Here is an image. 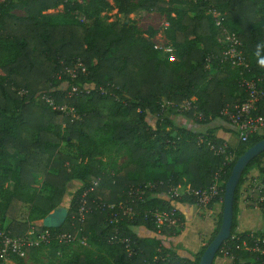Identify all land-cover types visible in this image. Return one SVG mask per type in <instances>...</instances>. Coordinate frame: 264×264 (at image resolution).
<instances>
[{
    "label": "trees",
    "instance_id": "obj_1",
    "mask_svg": "<svg viewBox=\"0 0 264 264\" xmlns=\"http://www.w3.org/2000/svg\"><path fill=\"white\" fill-rule=\"evenodd\" d=\"M112 1L89 0L85 5L79 0L0 3L2 226L13 236H23L32 223L44 220L61 204L67 184L77 179L82 185L64 220L58 225L36 227L53 236L74 234L81 228L80 237L86 238L90 247L83 246L64 264H199L220 227L222 213L202 250L195 257H187L163 244L159 235L174 229L158 228L154 212L175 209L177 202L193 203L185 196L170 197L169 189L180 184L207 187L216 172L222 175L223 203L236 160L264 139V133H255L232 146L215 128L200 132L190 126L192 121L208 123L215 118L228 122L220 111L247 99L248 92L240 85L243 77L255 79L264 91V0ZM173 2L190 3L194 14L187 9L176 10L178 15L173 17L169 6ZM59 5L62 12L45 13ZM113 8L123 16L165 12L172 31L168 42L174 47L176 60L155 49L151 39L154 32L145 36L134 24L119 19L105 23L101 12ZM14 9H24L26 15H16ZM211 9L220 12L224 26L241 40L248 67H232L221 61L220 30L207 13ZM75 12H82L87 20H77ZM78 62L86 66V72L68 74L67 69ZM87 85L93 87L90 93H70L72 87L84 90ZM42 95L58 106L74 108L77 117L52 108ZM192 97L196 107L179 112L176 106ZM195 112L204 118L198 119ZM258 112L264 115V96ZM200 138L204 140L198 143ZM64 143L76 146L79 153L72 156L64 151ZM209 143L216 147L227 143L228 147L218 155ZM109 150L127 157L112 171L105 170L98 158ZM229 154L233 159L228 164L225 157ZM253 168L264 171V152L249 163L240 179L231 236L216 254L224 255L221 249L226 247L233 257L231 264H264V255L246 248L252 247L257 237L264 239V227L242 232L237 229L241 187ZM36 175L43 179L40 185H36ZM94 181L99 185L91 189ZM150 182L156 187L148 188L143 199L131 194ZM86 192L88 210L79 221V203ZM25 204L29 210L21 219ZM123 206L131 207L133 214H125ZM114 213H118L116 221ZM115 235L128 239L129 246L113 238ZM69 244L53 239L49 246L29 252L48 247L56 255Z\"/></svg>",
    "mask_w": 264,
    "mask_h": 264
},
{
    "label": "built area",
    "instance_id": "obj_2",
    "mask_svg": "<svg viewBox=\"0 0 264 264\" xmlns=\"http://www.w3.org/2000/svg\"><path fill=\"white\" fill-rule=\"evenodd\" d=\"M208 14H211L215 21V26L220 30L217 40L222 47L221 51V61L229 63L232 67L243 66L248 67L246 61V56L244 55L242 49V42L237 36L236 33L229 30L224 26L220 12L211 9L208 10ZM155 49L160 50L163 54L168 55L169 60H176V55L174 47L169 44H158L155 43ZM86 66L82 62H78L76 67L68 68V74L76 76L78 71L86 72ZM240 85L245 88L248 92V97L246 100L241 102H236L233 105H226L220 111V114L227 119L229 125L232 126L237 137L240 141H247L249 136L255 133H264V115L258 112V103L264 96V91L257 85L255 79L242 78ZM92 85H87L84 87V90L75 86L72 87L70 91L73 93H90ZM102 93L104 89L101 88ZM44 99L52 108L60 109L67 114H70L72 117H77V114L72 107L66 105L58 106L54 101L47 95H42ZM196 98L192 97L191 99L184 100L176 106L179 112H187L192 108H195ZM168 103V102H167ZM195 115L198 119H203L204 116L201 112H195ZM204 139L200 138L198 143H201ZM210 147L214 150L216 154H224L226 148L228 147L227 143H223L221 146H214L210 144ZM233 159V155H227L225 157L226 163L229 164ZM222 175L220 172H216L213 178V182L204 188H193L189 184H180L178 186L172 187L169 189L170 197L180 198L182 196L188 197L200 210L202 213H207L210 211V204L216 198H221V185L223 183ZM247 185H248V195L247 199L252 201L253 207L261 210L264 213V171H257L255 173L250 172L247 175ZM99 185L98 181H94L91 189ZM155 183H148L145 187H137L132 190L131 194L138 196L140 199L144 197L147 189L155 188ZM87 192L84 193L80 199L77 219L82 221L84 219L85 212L88 210L86 206V197ZM112 207V206H110ZM125 214H133L132 208L123 206L121 207ZM154 217L156 219L157 227L162 228L163 226L173 228L177 222L178 218L176 217L175 209L159 210L154 212ZM112 218H115V221L118 219V213H114ZM42 224L37 222L32 223L31 227L23 236H13L10 232L2 226L1 217H0V264H16L17 259L25 258L30 249L39 248L41 246H49L53 239H56L60 243H72L76 240H79L83 244H87V241L84 237H80L81 228H78L74 234L68 232L58 233L53 236L48 230H37V225ZM254 237V234H252ZM113 238H119L115 235ZM120 241L125 242L129 246L128 239L119 238ZM254 252H259L261 255H264V239L257 237L255 243L252 247H246ZM221 252L224 254L222 256L233 260L232 256H229L228 250L226 247L221 249ZM16 260V261H15Z\"/></svg>",
    "mask_w": 264,
    "mask_h": 264
},
{
    "label": "rangeland",
    "instance_id": "obj_3",
    "mask_svg": "<svg viewBox=\"0 0 264 264\" xmlns=\"http://www.w3.org/2000/svg\"><path fill=\"white\" fill-rule=\"evenodd\" d=\"M3 1L4 0H0V3ZM79 1L84 5L89 2V0H79ZM109 1L113 4L112 0H109ZM134 1H137V0H134ZM169 6L172 10L171 15L173 17H176L178 15V12L176 10H186L187 9L190 14H194V12L192 11L193 6L190 3L180 4V3L173 2ZM62 11H63V6L59 5L56 8L49 9V10L45 11V13H58V12H62ZM12 12L14 14L20 15V16L26 15V12L24 9H14ZM73 15L76 16V19L79 21L85 22L87 20L82 12H75V13H73ZM100 16L103 18L105 23H109V22H112L114 20L119 19L121 22H123L127 25L134 24L135 26H137L138 30H140L143 33V35H145V36L150 35V32H154V34L151 35V39L155 43L166 44L170 40L169 35L172 31L169 28L170 27V21H169L167 15L165 14V12L141 11L137 14L132 13V14H129L128 16H123L122 13L118 12V10L116 8H113L110 10L106 9V10L102 11ZM1 122L2 121L0 119V125H1ZM189 122L190 121H188V123ZM227 123L221 118H215L213 120H210L208 123L192 121L191 124L190 123L189 124L194 130H197L200 132L201 131L206 132V130H208L210 128H215L216 133L220 134V135L224 134V135H222L223 136L222 138L226 139L225 137H226V135H228V133H229L228 129L230 128L229 123L228 124ZM230 132H231V136H230L231 140L238 139L237 134L234 133L235 131L234 132L230 131ZM234 142L235 143H230V144H232V146L233 145L235 146V144H237L236 143L237 141H234ZM63 150L66 152H69V154H71L72 156H76L79 153L76 146L67 147L65 143L63 146ZM98 158L102 162L104 169L108 170V171H112V170L116 169L117 166L123 164L127 160V157L123 152H120L119 154L115 155L113 150L105 151L103 154L99 155ZM72 165H73V163L69 164L70 167H72ZM149 170H151V169H148V171ZM254 170H255V168L251 169L250 172H252ZM151 172L159 174L160 170L152 169ZM41 182H42V177L37 176L36 177V185H40ZM69 183L70 184H67V187H66V190L69 188L68 189L69 194L67 196H65V194H64L63 200H62L61 204L59 205L60 206L59 208H61L60 210H63V212H66V215H67V212L69 210L70 202L73 200V196L75 195V192L82 185V182L80 180H77V179H73ZM28 210H29V204H25V206L23 207V210L20 213L21 219L26 218ZM51 215H54L53 210L44 219L49 218L51 220L52 219ZM262 215L264 216V213ZM38 222L42 223L43 220H40ZM254 230H256V229H254ZM85 240L87 241L86 238H85ZM83 246H89L90 247L88 242H87V244H83L79 240H76L75 242L70 243L67 247L62 248L61 252H57L56 255H53L51 253L50 248L43 247V248L37 249L33 252H29L25 258L18 259L16 264H64L68 259L72 258L76 252L82 250ZM92 249L95 250V247H92Z\"/></svg>",
    "mask_w": 264,
    "mask_h": 264
},
{
    "label": "crops",
    "instance_id": "obj_4",
    "mask_svg": "<svg viewBox=\"0 0 264 264\" xmlns=\"http://www.w3.org/2000/svg\"><path fill=\"white\" fill-rule=\"evenodd\" d=\"M229 130H232L234 132V129L231 125L228 129V132ZM230 136L231 132H229L225 137L226 141L229 144L235 143L234 141L238 142V139L231 140ZM257 171L259 170L255 168L252 173H255ZM37 176L41 177L40 175H36V177ZM247 184L248 183L246 180L242 184L241 195L238 204L237 229L240 232L254 229L257 230L264 227V216L262 215V211L254 208L252 201H250V199H247L246 197L248 195ZM68 189L66 190L65 196L69 194ZM59 207L60 206L54 209V215H51V223L54 225L60 224L66 217V212L60 210L61 208ZM209 208V212L202 213L194 203L188 201L175 203L178 222L173 227V232L165 235H159V237L162 239L163 244L167 247H170V249L176 251L181 256L195 257V255H197V253L202 250V247L206 244V242L216 230L217 220L223 210L222 200H217L216 202L211 204ZM144 234L148 236L154 235V233L149 231H144ZM213 264H231V260L224 256H217Z\"/></svg>",
    "mask_w": 264,
    "mask_h": 264
},
{
    "label": "water",
    "instance_id": "obj_5",
    "mask_svg": "<svg viewBox=\"0 0 264 264\" xmlns=\"http://www.w3.org/2000/svg\"><path fill=\"white\" fill-rule=\"evenodd\" d=\"M263 152L264 139L250 146L236 160L225 185L220 227L213 239L206 246L203 254L201 255L199 264H213L216 254L221 248L222 244L230 238L234 221V199L237 186L249 163ZM42 223L48 226L52 225L49 218L44 219Z\"/></svg>",
    "mask_w": 264,
    "mask_h": 264
}]
</instances>
